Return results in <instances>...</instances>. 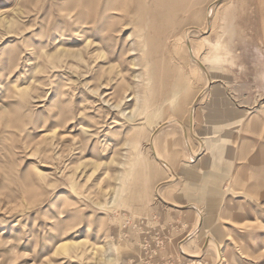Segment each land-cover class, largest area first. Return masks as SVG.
Masks as SVG:
<instances>
[{"label":"rangeland","instance_id":"obj_1","mask_svg":"<svg viewBox=\"0 0 264 264\" xmlns=\"http://www.w3.org/2000/svg\"><path fill=\"white\" fill-rule=\"evenodd\" d=\"M0 264H264V0H0Z\"/></svg>","mask_w":264,"mask_h":264}]
</instances>
